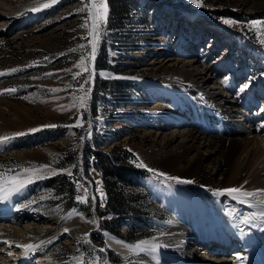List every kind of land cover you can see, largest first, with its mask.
<instances>
[{"label": "rangeland", "instance_id": "obj_1", "mask_svg": "<svg viewBox=\"0 0 264 264\" xmlns=\"http://www.w3.org/2000/svg\"><path fill=\"white\" fill-rule=\"evenodd\" d=\"M125 1L121 6L117 0H107L108 20L98 26L94 60L93 37L89 35L92 20L81 11L82 0H57L51 7L13 17L0 13V73H4L0 75V138L10 137L0 144V172L21 175L28 173L24 170L30 166L48 165L71 176L75 165L65 163L76 157L82 175L77 197H85L86 190L88 200L79 201L88 214L77 208L65 210L64 198L46 187L45 181L50 178H45L26 185L9 201H0V229L11 230L9 220L19 216L39 231L44 223H63L72 212L93 226L89 236H77L73 242H68L64 233L45 238L27 253L23 251L21 264H34L40 258L51 264H154L152 259L157 257L153 254L124 257L111 250L107 244L109 232L102 234L104 248L94 246L93 238L99 231L94 208L104 197V186L100 176L86 170L83 151L87 139L92 138L103 153L122 147L139 157L137 165L144 163L151 168L140 154L161 148L152 136L168 125L169 118H162L161 112L181 108L176 97L179 90L172 88L180 85L168 82L176 70L174 64L153 66L156 56L170 55L176 60L182 51L192 50L193 56L208 66L220 57L214 67L220 71L218 78L234 73L235 94L248 96L249 103H258L260 110L264 106V0H202L203 7L191 0ZM81 57L84 66L77 67ZM105 64L110 67L105 68ZM205 74H211L209 69ZM245 84L248 89L241 92ZM180 96L190 98L182 93ZM79 97H84L83 104ZM245 116L247 113H242L239 118L244 120ZM263 119L264 115L258 123ZM243 125L247 123L243 121ZM173 127L165 130L172 131ZM56 129L63 136L57 137ZM173 146L168 142L165 148L169 151ZM53 156L58 159L53 160ZM203 157L205 163L198 176L209 175L205 167L210 156L204 153ZM147 168L139 167L148 178L124 190L126 204L134 213L119 218L123 241L134 246L145 241L152 244L157 237L168 235L177 214L212 211L209 205L199 211L195 205L201 202L200 197L188 198L176 179L152 167L162 174L157 177ZM206 178L208 185L214 184L210 176ZM35 183L40 185L33 187ZM217 197L211 193L208 203H214ZM5 216L11 218L3 220ZM110 253L118 260H113ZM0 256L3 264H12L1 259L5 253L0 251Z\"/></svg>", "mask_w": 264, "mask_h": 264}, {"label": "bare ground", "instance_id": "obj_2", "mask_svg": "<svg viewBox=\"0 0 264 264\" xmlns=\"http://www.w3.org/2000/svg\"><path fill=\"white\" fill-rule=\"evenodd\" d=\"M11 1L0 0V13L13 17L31 11L38 5L51 3V0ZM14 3L16 5H12ZM193 53L192 50L182 51L180 58L176 60L171 59L170 55H159L152 61L153 66L162 63L174 64L176 70L169 76L168 82L179 84L180 86L172 88L179 90L182 96L190 98L184 99L176 94L181 108L178 111L174 109L161 112L164 116L162 118H169L168 125L161 130L158 128L152 135L161 148L154 147L151 153L143 151L140 156L151 168H156L176 180L193 181L179 184L186 190L188 198H201V202L195 205L199 211L203 212L207 205L211 206L212 211L203 212L201 215L181 213L173 216L175 221L172 222L174 226L170 233L157 237L152 243L161 245L155 252L147 249L135 250L134 245L111 234L107 235V244L111 250L124 257L153 254L160 261L169 262L174 256L175 264H264V236L254 226L256 223L264 224V217L250 219L248 224L243 223L252 214L259 216L264 213V119L258 123L264 115V106L260 110L258 103H249L248 96L245 97L239 92L235 94L232 86L236 79L232 77L234 73L218 78L220 71L214 67L219 64L220 57L208 66L203 59L194 57ZM208 69L211 74L206 76ZM259 98L258 102L261 101ZM242 113H247V120L239 118ZM243 121L247 123L246 127ZM172 127V131L165 130ZM168 142L174 143L169 151L165 148ZM204 153L210 156L205 167L209 175L198 176L200 166L205 163ZM184 160L186 164H183ZM50 170L53 169H44L42 173ZM36 174L38 173L28 172L20 176L26 178L31 175L33 179ZM209 176L214 184L208 185L206 177ZM229 188H239L241 192L253 195L234 199L232 195L223 192ZM211 193L218 196L214 203L207 201ZM8 217L5 216L3 220L11 218ZM24 222L19 216L12 217L9 220L12 229H0V251L6 254L1 259L7 263L21 264L25 245L34 247L45 238L59 233L66 234L68 242H73L77 236H89L93 229L90 223L73 212L63 223H44L39 231H34L32 224ZM238 240L242 247L234 250V243L240 247ZM237 257L246 259L238 260ZM34 264L51 263L40 258Z\"/></svg>", "mask_w": 264, "mask_h": 264}, {"label": "trees", "instance_id": "obj_3", "mask_svg": "<svg viewBox=\"0 0 264 264\" xmlns=\"http://www.w3.org/2000/svg\"><path fill=\"white\" fill-rule=\"evenodd\" d=\"M117 2L121 6L126 3L125 0H117ZM104 67L109 68L110 66L105 64ZM56 130L59 131L57 137L63 136V133H60V129ZM52 131L55 132V130ZM83 153L86 170L100 176L104 186V197L98 199V203L94 208V213L99 218V231L98 236L93 238L96 248H104L105 244L102 234L109 232L111 235L122 239L119 229V218L121 215L134 213V211H130L131 207L126 204L124 190L128 187H136L138 180L148 178L149 175L146 171L137 167L138 161L134 154L122 147H117L109 154H105L98 147L97 141L90 138L85 142ZM65 165H75L73 175H59L47 179L45 181L46 187L52 188L56 195L64 198L65 210L77 208L85 211L84 205L77 200V186L81 182L82 177L78 168L77 158L73 157ZM39 185L40 183H35L33 187ZM85 212L87 213L88 211ZM137 241L139 239L133 240V242ZM111 257L113 260H118L113 254Z\"/></svg>", "mask_w": 264, "mask_h": 264}, {"label": "snow or ice", "instance_id": "obj_4", "mask_svg": "<svg viewBox=\"0 0 264 264\" xmlns=\"http://www.w3.org/2000/svg\"><path fill=\"white\" fill-rule=\"evenodd\" d=\"M56 0H51V3H44L42 5H38L37 7L31 9L32 11H39L41 8H47L51 7L53 3H55ZM193 4H195L197 7H203V2L202 0H191ZM83 7L81 11H85L89 19L92 20V25H91V30L89 32V35L93 37L92 41V51H91V58L94 60L95 58V52L97 50L98 42H99V27L98 26H103L107 23L108 20V6H107V0H101L100 3H96V0H82ZM228 23H231L230 21H226ZM85 27L88 26V21H85ZM264 43V40L261 41ZM84 66V57H81L80 64L77 65V67H83ZM15 71V69H13ZM0 75H4V73H0ZM248 84H245L240 88V91L243 92L245 89L248 87ZM8 92H14L15 89H8ZM53 91H58L54 89ZM90 91V90H89ZM81 104H83L84 97H79L78 98ZM49 127H56L55 125H50ZM68 127H71V125H68ZM39 129H31L30 131H38ZM15 135L20 136V135H25V133H16ZM10 137H2L0 138V144H4L8 142ZM50 156L52 155L51 153L49 154ZM58 159L57 157L53 156V160ZM139 159V157H137ZM138 167L141 168H147V165L144 163H139L137 165ZM49 166L48 165H40V166H30L29 168L25 169L24 171L26 172H37V173H42L44 169H47ZM148 171L153 172L155 176L159 177L162 174L159 172H155V170L151 168H147ZM53 174H55V170H53ZM69 175L71 174L70 172L68 173ZM165 179H173L169 177H165ZM32 182V176L29 175L26 178H21L20 174L17 173V175L14 176H6L5 172H0V201H9L11 197L14 194H19L23 192L25 189L26 185L28 183ZM178 183H193L191 180H177ZM224 193H227L229 195H232L234 199H239L241 196H250L253 195L252 193H247V192H241V189L239 188H229V189H224ZM77 200L82 202V203H87V195H86V190H85V197H77ZM21 207H28V205H22ZM264 217V213L259 214L257 216L256 214H252L249 218H245L243 220L244 224H248L249 220H255L258 218ZM261 231H264V227L260 229ZM241 232H243V229H241ZM19 247V245H17ZM161 247V245L158 244H149L148 242H141V244L133 246L135 250L138 251H143V250H150L152 252H155L157 248ZM25 252L27 253L29 250L33 248V245H25ZM103 251V249H101ZM11 255V253H9ZM238 260L246 259V258H241L237 257Z\"/></svg>", "mask_w": 264, "mask_h": 264}, {"label": "water", "instance_id": "obj_5", "mask_svg": "<svg viewBox=\"0 0 264 264\" xmlns=\"http://www.w3.org/2000/svg\"><path fill=\"white\" fill-rule=\"evenodd\" d=\"M53 170H55V174H53ZM53 170H50L48 173H38V174L34 175L31 183L44 180L45 178H53V177L58 176V175L67 174V172H64L63 170H59V169H55V168ZM31 183H29V184H31Z\"/></svg>", "mask_w": 264, "mask_h": 264}]
</instances>
